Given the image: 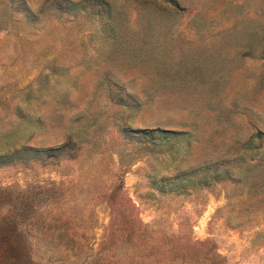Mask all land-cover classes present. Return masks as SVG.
Returning a JSON list of instances; mask_svg holds the SVG:
<instances>
[{"label": "rangeland", "instance_id": "1", "mask_svg": "<svg viewBox=\"0 0 264 264\" xmlns=\"http://www.w3.org/2000/svg\"><path fill=\"white\" fill-rule=\"evenodd\" d=\"M0 264H264V0H0Z\"/></svg>", "mask_w": 264, "mask_h": 264}, {"label": "trees", "instance_id": "2", "mask_svg": "<svg viewBox=\"0 0 264 264\" xmlns=\"http://www.w3.org/2000/svg\"><path fill=\"white\" fill-rule=\"evenodd\" d=\"M142 132L144 133V135H145V136H146V135H148V134H153V135H154L155 133H157V131H156V130H151V131H149V132H148V131H145V130H143Z\"/></svg>", "mask_w": 264, "mask_h": 264}]
</instances>
